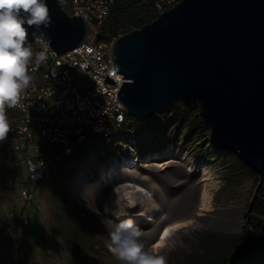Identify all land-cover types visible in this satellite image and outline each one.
Masks as SVG:
<instances>
[{"label":"rangeland","instance_id":"rangeland-1","mask_svg":"<svg viewBox=\"0 0 264 264\" xmlns=\"http://www.w3.org/2000/svg\"><path fill=\"white\" fill-rule=\"evenodd\" d=\"M61 3L67 9L70 0ZM144 4V0H134L113 31L125 26L134 27L129 30L133 32L154 21L149 20L156 18L155 14H150ZM28 43L37 52L34 43ZM191 108L175 145L171 144L173 134L165 126L154 127L151 119L136 120L126 141L120 137L107 146L100 137L90 138L76 154L58 160L38 184L30 203L20 194L27 171L15 167L7 133L0 140V264H119L107 248L105 219L82 206L72 187L85 167L94 175L84 178L86 184L97 182L100 176L96 167L107 164L119 148L127 151L131 143L138 146L142 156L160 153L164 160L190 158L194 162L192 173L198 176L202 166L214 180L212 206L221 213L217 212L213 222L181 236L175 247L160 251L158 255L165 256L166 264H250L252 257L264 254V218L253 213L256 204L264 200V175L255 174L238 156L212 147L210 129L200 119L199 107ZM5 111L10 124L13 116L7 107ZM186 135H190L188 141ZM163 173L140 172L133 181L150 194H154L152 184L166 195L185 186L186 172L168 169ZM101 206L109 211L114 202L106 200ZM173 206L176 214L187 212L183 203ZM23 216H28L27 225L21 224ZM142 239L150 247L147 238ZM262 262L264 259L255 264Z\"/></svg>","mask_w":264,"mask_h":264},{"label":"water","instance_id":"water-1","mask_svg":"<svg viewBox=\"0 0 264 264\" xmlns=\"http://www.w3.org/2000/svg\"><path fill=\"white\" fill-rule=\"evenodd\" d=\"M47 3L51 23L31 26L28 41L43 37L64 55L88 29L61 0ZM111 61L132 117L150 120L176 103L198 106L211 146L264 175V0H181L115 40Z\"/></svg>","mask_w":264,"mask_h":264},{"label":"built area","instance_id":"built-area-1","mask_svg":"<svg viewBox=\"0 0 264 264\" xmlns=\"http://www.w3.org/2000/svg\"><path fill=\"white\" fill-rule=\"evenodd\" d=\"M117 1L70 0L68 13L82 17L88 33L79 47L64 55L53 51L46 39L34 42L37 52L44 51L46 59L39 65H30L33 80L21 93L19 104L10 108L14 116L8 132L15 167L27 171L26 185L20 189L25 203L35 199L38 184L58 160L76 154L90 138L100 137L109 146L117 138L126 141L129 137L136 119L119 100L125 80L115 72L111 61L113 42L129 33L113 38L102 36V26ZM180 1L144 3L158 18ZM126 148L127 151L119 148L110 160L127 158L132 164L129 169L143 170L145 162L138 146L131 143ZM21 224H28V216H23Z\"/></svg>","mask_w":264,"mask_h":264},{"label":"bare ground","instance_id":"bare-ground-1","mask_svg":"<svg viewBox=\"0 0 264 264\" xmlns=\"http://www.w3.org/2000/svg\"><path fill=\"white\" fill-rule=\"evenodd\" d=\"M163 157L164 154L160 153L148 154L143 157L145 168L135 171L129 169L132 165L129 159L121 160L115 157L106 166L96 167L100 178L97 182L89 184H86L84 178L92 176L93 173L85 167L73 184V194L82 206L92 213L100 214L105 221L119 222L129 218L133 219L135 225L146 233L144 237L150 242V247L161 245L155 248L156 253L159 254L162 250L175 247L181 236L201 228L205 222H213L215 215L220 211H215L212 206L215 185L212 174L207 168L199 166L200 173L197 176L191 172L194 162L190 158L177 156L164 160ZM168 169L186 172L183 176L185 186L179 187L177 194L166 195L153 184L154 194H150L146 188H142L140 184L133 181V178L141 176L140 172L164 174L163 172ZM129 190L142 203L128 208L127 215L117 217L115 213L119 209L116 200L122 192ZM106 200L114 202L112 210L106 211L101 206ZM175 203L185 204L187 212L182 215L174 213Z\"/></svg>","mask_w":264,"mask_h":264},{"label":"clouds","instance_id":"clouds-1","mask_svg":"<svg viewBox=\"0 0 264 264\" xmlns=\"http://www.w3.org/2000/svg\"><path fill=\"white\" fill-rule=\"evenodd\" d=\"M50 9L47 0H0V140L10 131L6 107L19 104L21 93L33 80L30 65H39L45 52L33 51L29 39V28L33 25H50ZM43 37L37 40L43 42ZM134 193L122 192L116 205L115 216L127 215V209L141 204ZM107 248L119 264H166V258L158 255L155 248L146 247L142 237L146 233L129 218L122 221L108 220ZM163 244V241H161Z\"/></svg>","mask_w":264,"mask_h":264},{"label":"trees","instance_id":"trees-1","mask_svg":"<svg viewBox=\"0 0 264 264\" xmlns=\"http://www.w3.org/2000/svg\"><path fill=\"white\" fill-rule=\"evenodd\" d=\"M134 0H118L108 18V20L105 22V24L102 26V36L103 37H117L120 33H130L131 30H134V27H121L117 31H113V28L115 25L120 24L123 18L125 17V13L131 3H133ZM144 6L150 11V14H154V12L149 9L145 4ZM149 15V14H148ZM156 17V15H155ZM156 19L152 18L151 20ZM147 20V23L149 22ZM131 29V30H130ZM130 30V31H129ZM193 108H187L183 106L181 103H176L173 107H171L168 110L161 111L158 113L156 116H154L153 119H151V122H153L154 127H164L165 129L173 134L172 137V142L171 144L175 145L177 139L179 138L180 135H182V129L184 124L187 122V118H189L192 114ZM137 120V119H136ZM134 121V123L136 122ZM132 124L129 133L133 131V125ZM190 139V135H186V140L188 141ZM148 155V154H147ZM140 156H142L140 154ZM145 157V156H142ZM264 199V198H263ZM253 213L255 214L256 217L258 218H264V200L259 201L256 204L255 209L253 210ZM262 254V253H260ZM258 256H254L250 260V264H255L256 262L263 261L264 259V254ZM263 264V262L261 263Z\"/></svg>","mask_w":264,"mask_h":264},{"label":"crops","instance_id":"crops-1","mask_svg":"<svg viewBox=\"0 0 264 264\" xmlns=\"http://www.w3.org/2000/svg\"><path fill=\"white\" fill-rule=\"evenodd\" d=\"M8 109H9V111L11 112L12 116H14V113L11 111V109H10V108H8Z\"/></svg>","mask_w":264,"mask_h":264},{"label":"snow or ice","instance_id":"snow-or-ice-1","mask_svg":"<svg viewBox=\"0 0 264 264\" xmlns=\"http://www.w3.org/2000/svg\"><path fill=\"white\" fill-rule=\"evenodd\" d=\"M167 233H165V235H166Z\"/></svg>","mask_w":264,"mask_h":264}]
</instances>
